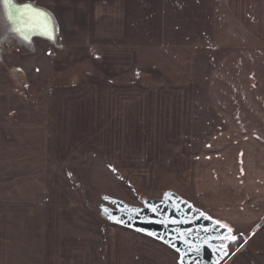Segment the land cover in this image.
Masks as SVG:
<instances>
[{
  "label": "crops",
  "instance_id": "obj_1",
  "mask_svg": "<svg viewBox=\"0 0 264 264\" xmlns=\"http://www.w3.org/2000/svg\"><path fill=\"white\" fill-rule=\"evenodd\" d=\"M14 1L18 5L31 4L52 16L59 28L56 43L68 50L65 61H88L77 57L97 51L94 58L99 57L102 66L96 69L97 74H83L78 82L71 78V82L54 88L57 90L50 91L46 101L42 97L30 101V97L14 93H6V97L0 94V264H44L46 239L49 235L51 239L61 237L57 226L60 222L72 224L68 238L74 241V247L70 245L66 264H160L156 263L157 251L146 248H134L125 260L116 258L124 255L126 246L120 253L119 248H114L118 243L107 232L93 231L92 222L76 229L80 219L59 216L64 208H74L81 201L79 186L86 182L85 175L93 168L94 160L106 173H127L108 155L111 149L122 152L123 146L116 149L110 143L112 135L122 134L126 126L136 130L133 138H139L136 127L141 125L143 109L142 88L134 81L125 82L123 64L131 63L127 73L145 69L141 63L149 61L140 57L141 47L152 50L154 59L163 55L165 62H178L177 56L168 52L174 41L180 42L181 50L190 44L186 51L193 55V66H200V62L206 65L200 66L209 73L204 84L212 90L208 104L193 102L189 107L180 102L179 109L194 111L193 118H201L207 125L223 127L219 136L233 157L229 161L215 146L206 145L208 153L202 156L198 151L194 157L197 166L209 164L215 176L218 167H228L235 181L233 186L249 194L234 204L250 210L229 211L221 218L230 216L232 224L227 228L242 237L245 231H236L237 226L245 229L251 224L249 233L264 222V0ZM242 13L256 17L252 21L255 23L249 17L242 20ZM37 41L55 45L34 39L32 46L22 47L37 50ZM107 61L114 65L110 67ZM181 61L189 64L186 58ZM194 68L183 86L191 84L194 88ZM243 77L249 82L245 89L237 90L232 82L238 85L237 79ZM161 79L165 80L162 74ZM221 83L227 85L223 95L229 102L218 97ZM146 89L151 91L152 87ZM144 104L142 108L151 114V102ZM125 111L131 113V122L124 119ZM137 139H132L133 143H139ZM128 161L134 167L141 162L134 154ZM220 180L213 186L228 185ZM76 215L83 219L82 214ZM96 215L106 221L103 215ZM144 236L145 241L162 244L165 253L175 256L174 264H181L172 248ZM224 264H264V224L230 253Z\"/></svg>",
  "mask_w": 264,
  "mask_h": 264
},
{
  "label": "rangeland",
  "instance_id": "obj_2",
  "mask_svg": "<svg viewBox=\"0 0 264 264\" xmlns=\"http://www.w3.org/2000/svg\"><path fill=\"white\" fill-rule=\"evenodd\" d=\"M80 16L77 15V17ZM239 17L242 20L245 17H249L251 22L256 20V17L244 13ZM252 23L254 24L255 22ZM2 28L0 24V36L4 40L10 39L16 42L12 37L4 35ZM256 30L257 33H260V27ZM86 35H88L87 32L84 33L83 37L87 38ZM37 42L36 52L34 49H29V54L16 52L9 45L5 46L0 44L1 95L4 96L8 93V96H10L14 93L24 98L30 97V101L37 97H42L46 101L48 98L50 99V91H53L54 88H58L59 85H64V82H71V78H75L74 80L78 82L83 74H97L96 69L102 66L100 58H94L97 55V51L91 52V56H78V60L84 58L85 60L88 59V61L74 64L65 61L68 50L61 43L47 46L48 43ZM89 42H92V40L89 39ZM171 44L172 47L168 52L176 55L180 60L178 62H165L163 55H156V59H154L155 55H152V50H145L141 47L138 50L141 53L140 57L143 60L147 59L149 61V63H141V68L145 67V69L127 73L130 69L128 66H131V63L123 64V68L126 65V69L124 70V73H126L125 82L134 81L135 83H139L142 88L141 109H143L140 118L141 125L139 128L136 127L137 130H140L138 139L137 135L133 138V131L136 134V130L129 128L130 126H126L122 134L114 133L112 135L113 142L110 144L116 149V146L121 145L124 149L122 152L119 151L120 149H111L108 155L113 158L114 162H118L127 173L123 176L106 173L104 167L100 169V166L94 160L93 168L87 171L85 175L86 182L82 181L83 183L79 186L81 193L78 196H80L81 201H78L74 208H64L65 214L60 212L62 216H59V218H68L69 220L72 219V216L75 219H80L81 222L75 225L76 229L90 225L92 222L94 232H107L113 238L115 244L118 243L114 245V248H119L118 251L120 253H122V247L126 246L124 247L126 251H123L124 255L114 256L116 258L120 256L124 257V260L134 248H146L151 251L156 250L158 253L156 263L159 261L160 264H174L175 256L165 253L166 249L162 244L156 241H154L156 243L150 240L145 241L144 238L147 237L143 234L134 235L136 231L111 222L107 218L108 213L124 214L113 203L122 204L135 211H144L146 210V203L163 202L172 196L190 210L213 221L218 226L223 225V223L227 226L232 224V218L230 216L221 218L229 214V211L237 212L240 208L245 211L250 210L248 206H236L234 204L235 201L238 204L239 201L244 200L245 198L243 197H249V194H245L244 189L239 191V186H233L235 181L228 167L225 170L222 166L218 167L219 170L216 171L217 174L215 176L212 175L209 164L206 166H197L198 163L194 157L198 151L201 155L203 152L207 154L206 145H210V147L215 146L217 148L216 150L222 153L223 157L229 161H232L233 157L230 155L223 139L220 138L221 135L219 136L223 127L207 125L202 121L203 119L193 118L194 111H182L179 109L180 102H183V104L188 103L189 107L193 102H197L201 106L208 104L209 93L212 90L207 84H204V77L208 76L209 73L206 67L200 66L206 65L200 62V66L197 65L196 68L193 66L191 57L193 55L190 51H186V48L190 44L185 46L186 48L183 50H181L180 42L174 41ZM20 45L22 46V44ZM21 46L17 47V49L20 50ZM232 50L234 49L232 48ZM177 51L179 52L178 54ZM128 57H125V61H128ZM183 58H186L189 62L188 65L185 63L187 65L186 69L184 68L185 64L181 61ZM107 62L110 67L114 65L109 61ZM256 66H254L255 70H257ZM193 68V74L195 76L194 83H196L194 88H192L193 85L191 86V84L189 86H183L188 82V75L191 76V70ZM161 74L165 76V80L161 79ZM245 78L237 79L238 85L237 81L232 82V84L236 83L237 90L246 88V83L249 81ZM190 82L193 83V79ZM147 87H152L151 91L147 90ZM165 87L166 89H164ZM226 88L227 85L222 83L219 86L220 94L218 97H225L223 102H229V98L223 95L226 92ZM257 97L259 99V96ZM239 99L240 97L237 96V101L243 104L244 101ZM150 102L153 105L150 106L152 109L151 114L142 108V106H145L144 103L150 104ZM187 113L188 117L185 116ZM124 116L125 120L131 122L130 112L125 111ZM132 139H137L139 143H133ZM133 154L141 160L139 165L135 167L131 161H128V157ZM80 179L81 177L78 176V180ZM220 179L225 182L227 181L228 185L214 187V183L219 182ZM223 203L226 206H223ZM80 204L81 206L83 205L82 208ZM230 205L234 206L231 207ZM78 213L83 215V219L76 215ZM91 214H93V217H90ZM96 214L103 215L106 221L99 220ZM222 220L225 221L222 222ZM263 224V221L260 222L249 233L247 230L251 224L250 226L247 225L245 229L237 226L236 231H245L243 237L237 235L235 232H229L227 227L220 226L229 235L236 237L232 243L227 245L228 257L230 253L248 240ZM57 226L61 232V237L55 236L56 238L51 239L49 235L48 239H46L45 256L43 257L44 264H66L68 262V252L74 242L68 238L71 234L70 227L72 224L71 222H60ZM46 233L49 232L46 231ZM137 236L140 239H133ZM114 252L116 253V250ZM177 257L179 260L180 255L178 253Z\"/></svg>",
  "mask_w": 264,
  "mask_h": 264
},
{
  "label": "water",
  "instance_id": "obj_3",
  "mask_svg": "<svg viewBox=\"0 0 264 264\" xmlns=\"http://www.w3.org/2000/svg\"><path fill=\"white\" fill-rule=\"evenodd\" d=\"M23 5L16 4L14 0H0V24L4 35L30 47L32 42H26L21 33L13 30L24 28L25 34L31 36V41L41 39L52 43L53 41L41 35L33 34L46 30V18L37 20L34 29H28L19 22L20 13L16 9L22 8ZM32 8L49 14L43 9L34 6ZM9 14L13 16V20H9ZM113 205L124 214L108 213L107 218L111 222L166 244L180 255L181 264H223L228 258L227 245L234 241L232 236L172 196L163 202L146 203L144 211H135L118 203Z\"/></svg>",
  "mask_w": 264,
  "mask_h": 264
},
{
  "label": "snow or ice",
  "instance_id": "obj_4",
  "mask_svg": "<svg viewBox=\"0 0 264 264\" xmlns=\"http://www.w3.org/2000/svg\"><path fill=\"white\" fill-rule=\"evenodd\" d=\"M7 6V5H6ZM18 13H20L19 22L24 25L28 29H34L36 25V21L40 18H46V30L34 32L33 34H38L43 36L44 38L55 42L56 34L59 31L58 26L55 25L54 20L52 19L50 14L45 13L44 11L36 10L32 8L30 4H24L22 8L16 9ZM9 20H13V16L9 14ZM14 31L21 33L22 38L31 43V36L25 34L24 28H15ZM51 55V53H49ZM219 223V222H217ZM221 227H227V225H220ZM228 231L231 232L232 229L228 228ZM232 240H235L236 237L232 236Z\"/></svg>",
  "mask_w": 264,
  "mask_h": 264
},
{
  "label": "bare ground",
  "instance_id": "obj_5",
  "mask_svg": "<svg viewBox=\"0 0 264 264\" xmlns=\"http://www.w3.org/2000/svg\"><path fill=\"white\" fill-rule=\"evenodd\" d=\"M0 44H3L5 46H8L9 45L11 47V49H13L16 52H23V53H28V54L30 53L28 51L29 49H27L26 47H22L18 42H13L10 39L4 40L2 38V36H0ZM20 46H21V48H20V50H18L17 47H20ZM15 47H16V49H15Z\"/></svg>",
  "mask_w": 264,
  "mask_h": 264
}]
</instances>
